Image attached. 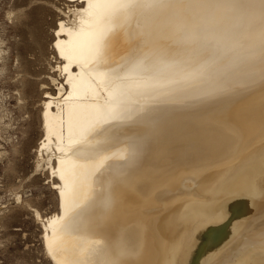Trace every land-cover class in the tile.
<instances>
[{
	"label": "bare ground",
	"instance_id": "1",
	"mask_svg": "<svg viewBox=\"0 0 264 264\" xmlns=\"http://www.w3.org/2000/svg\"><path fill=\"white\" fill-rule=\"evenodd\" d=\"M5 18V65L50 42L29 74L47 264H264V0H13Z\"/></svg>",
	"mask_w": 264,
	"mask_h": 264
},
{
	"label": "rangeland",
	"instance_id": "2",
	"mask_svg": "<svg viewBox=\"0 0 264 264\" xmlns=\"http://www.w3.org/2000/svg\"><path fill=\"white\" fill-rule=\"evenodd\" d=\"M12 2L0 0V264H47L33 210L38 208L46 217L56 211L57 198L48 180L49 172L35 165L42 137L37 115L42 93H38L39 87L33 89L29 74L33 69L46 68L50 42L38 66H32L30 52L21 54L19 64L16 54L9 65L2 63L9 47L5 14ZM192 233L184 240H189Z\"/></svg>",
	"mask_w": 264,
	"mask_h": 264
},
{
	"label": "snow or ice",
	"instance_id": "3",
	"mask_svg": "<svg viewBox=\"0 0 264 264\" xmlns=\"http://www.w3.org/2000/svg\"><path fill=\"white\" fill-rule=\"evenodd\" d=\"M54 55V54H53Z\"/></svg>",
	"mask_w": 264,
	"mask_h": 264
}]
</instances>
